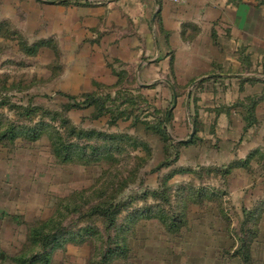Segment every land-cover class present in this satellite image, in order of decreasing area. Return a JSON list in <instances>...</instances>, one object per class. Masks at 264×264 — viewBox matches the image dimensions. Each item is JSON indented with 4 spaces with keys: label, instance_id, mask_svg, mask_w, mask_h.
I'll return each mask as SVG.
<instances>
[{
    "label": "rangeland",
    "instance_id": "374dc122",
    "mask_svg": "<svg viewBox=\"0 0 264 264\" xmlns=\"http://www.w3.org/2000/svg\"><path fill=\"white\" fill-rule=\"evenodd\" d=\"M13 22L0 35V133L14 132L12 139L0 141V252L6 257L5 264H19L17 258L42 254L40 247L30 243L29 234L50 219L62 231L73 233L93 224L112 243L116 232L105 231L102 217L88 219L92 206L105 203L104 194L128 204V210L118 217L120 225L128 211L158 205L166 220L179 216L177 223H186L197 215L218 213L233 236L237 237V230L241 235L245 230L257 235L264 214V148L250 154L252 146L238 140L227 149L220 140L217 159V142L208 145L198 136L193 144L188 143L211 125L191 104V97H197L204 87L214 89L213 83L197 87L201 82L175 83L177 78L167 71L156 78L154 72L145 71L144 78L155 81L143 88L138 61L124 70L116 66L122 72L115 71L116 77L110 75L112 81L102 86L94 81L95 71L102 68H94L91 53L73 50L77 38L32 35L34 30L20 25L24 22ZM154 31L168 40L162 26ZM193 35L183 38L190 40ZM41 41L45 46L35 47ZM30 46L32 52L26 50ZM151 58L145 56L141 61ZM156 58L164 60L163 55ZM166 81H171L177 97L168 124L173 97ZM222 89L220 85L226 101ZM85 93L97 95L98 106H85ZM229 99L228 103H235L232 95ZM243 102L245 106L250 103L247 98ZM157 123L163 124L162 139L155 131ZM192 127L195 133L190 139ZM257 133L244 132L242 139L247 142ZM65 146L70 147L68 152L61 148ZM238 152L243 158L230 159ZM66 157L72 160H63ZM165 159L171 164L160 167ZM199 189L215 196H195ZM153 191L158 193L152 195ZM193 199L203 205L192 211ZM214 206L219 212L212 213ZM8 213L17 218L10 222ZM232 221H237L233 228ZM65 239L45 264L56 263L53 257L67 252L89 254L87 263L95 264L101 257L98 253L109 247L96 238L84 237L82 244Z\"/></svg>",
    "mask_w": 264,
    "mask_h": 264
},
{
    "label": "crops",
    "instance_id": "0c3cea01",
    "mask_svg": "<svg viewBox=\"0 0 264 264\" xmlns=\"http://www.w3.org/2000/svg\"><path fill=\"white\" fill-rule=\"evenodd\" d=\"M14 20L34 30L32 35L77 38L73 50L91 53L94 68L104 69H95L94 76V81L102 86L112 81L110 75L116 77V66L121 65L118 69L124 70L138 61L143 88L166 71L177 78L175 83L182 84L216 78L201 81V85L213 83L214 89L204 87L197 97H191V104L213 124L209 130L204 128V135H198L202 132L198 131L196 137L201 136L208 145L217 142V159H220V140L227 149L238 140L252 146L250 152L264 148V99L256 104L252 112L254 119L247 128L244 110L228 103L230 95L236 103L264 94V3L261 0H185L181 4L170 0H0V23L12 24ZM157 25L166 31L168 40L155 34ZM191 32L193 38H183ZM149 55L151 60L141 61ZM159 55L164 60L157 59ZM145 71L155 73L153 80L144 78ZM230 84L234 85L229 88ZM230 89L232 93L228 94ZM256 130L258 135L251 136L249 143L242 139L244 132ZM241 158L239 152L230 155V159ZM195 206L190 209L193 211ZM210 208L212 213L219 212L216 206ZM8 214L10 222L17 218ZM236 225L237 221H232L231 228ZM227 229L218 213L197 215L186 223H177L173 231L156 219L138 220L123 235L126 252L119 256L109 254L103 263L100 257L95 264H264V214L257 235L251 236L247 230L241 235L237 230L235 237ZM90 257L67 252L53 257L56 263L52 264H89ZM5 258L0 252V264Z\"/></svg>",
    "mask_w": 264,
    "mask_h": 264
},
{
    "label": "trees",
    "instance_id": "16d2710c",
    "mask_svg": "<svg viewBox=\"0 0 264 264\" xmlns=\"http://www.w3.org/2000/svg\"><path fill=\"white\" fill-rule=\"evenodd\" d=\"M262 3H264V0H261ZM9 27L8 22H1L0 23V35H4V31L5 28ZM46 42L41 41L40 43L36 44L35 47H43L45 46ZM26 50H28L29 52H32L34 50V47L30 46L28 49L26 48ZM215 80L216 78L214 77H210L208 79L203 80V82L209 81V80ZM202 82V83H203ZM202 83H200L197 87H199ZM249 105L245 106V103L242 101L236 102L233 104V107H240L242 110H244L245 116H244V120L246 121V128L247 126L251 125L252 120L254 119L253 117V110L256 106V104L264 99V94L261 95L260 97H247ZM96 101H98L97 99V95L91 94V93H86L83 95V104L85 106H91V105H96ZM102 104V103H100ZM75 106H78L77 103L74 104ZM99 108V107H98ZM98 111H101V109H96ZM145 125V124H144ZM163 125V124H162ZM160 123H157V130H155L160 136V138L162 139L161 133H163L162 135L164 136V128L161 129L162 126ZM146 127H148L147 125H145ZM149 128V127H148ZM153 128V127H152ZM2 132V131H1ZM29 133V138H31V131H28ZM93 134V132H92ZM88 136H90V133L87 134ZM14 137V132H10L9 131H5L0 133V141L4 140V139H12ZM197 137L195 136L193 141H189V144H193L194 140ZM168 141V139H167ZM188 143H181L182 146H186ZM180 145V146H181ZM61 148H65V150H67L70 147H61ZM255 152H258L257 150L252 151L250 154H255ZM167 155V152L165 153ZM249 154V155H250ZM63 160H72V159H63ZM171 164V161L169 159H165L164 162H162L159 166L160 167H168ZM172 174H170L168 176V178H171ZM125 191L122 190L119 194H123ZM156 193H158L157 191H153L152 195H156ZM195 196H202V197H208V196H215L212 193H209L208 191L204 190V189H199V191L196 193H194ZM104 197L106 199L105 203L103 205H96V206H92L90 208L89 211V216L88 219H96L97 216L98 217H102L103 219V224L105 226V231L108 233L109 231L113 230L114 232H116V234H114V236L116 237V240H113L112 243H109L106 241V238L103 237L101 233H99L92 225L93 224H89V226H86L84 228H82L80 231H76V233L73 232H67V231H62V227H60V224H55V219H50L45 223H42L40 226L33 228L29 234V241L31 244L38 246L41 248L42 250V254H38V255H34L33 257L29 258V259H24V258H17L16 262H18L19 264H36L38 262H42V263H46L48 256L50 255L51 252H53L56 248L60 247L62 245V242H64L63 238H66V241H70V242H75L78 240L79 243L83 242V238L84 237H89V238H96L97 240L103 242V243H108L109 247L107 249H102L100 251L101 254V262H105L109 257V254H117V256H119L122 252H126L127 248L125 245V239L124 236L126 231L131 230L132 226L135 224V222H137L138 220L141 219H156L158 220L164 227H166V229L168 231H173L174 228L177 226L175 223L177 222H181L179 221L180 217L178 216L177 219H174L172 217V219H164L163 217H161L160 210L158 205H149L146 207H143L142 209H137L136 211H134L132 213V211H128L126 218L124 219L123 223L120 225V223H118V217L121 214V212L128 210V204L127 203H122L121 200L120 201H115V198L111 195V196H106L104 194ZM117 197V195L115 196ZM198 201V199H196ZM196 200L193 199V201H191V205H201L198 204V202L196 203ZM120 202V203H119ZM120 232V236L118 235V233ZM109 238V237H108ZM105 239V241H103ZM114 246V247H111ZM119 253V254H118ZM108 257V258H107Z\"/></svg>",
    "mask_w": 264,
    "mask_h": 264
},
{
    "label": "water",
    "instance_id": "95a60500",
    "mask_svg": "<svg viewBox=\"0 0 264 264\" xmlns=\"http://www.w3.org/2000/svg\"><path fill=\"white\" fill-rule=\"evenodd\" d=\"M155 61V60H154ZM203 79H199L198 81H196L195 83H194V85H196V84H198V83H200L201 81H202ZM168 84V86L171 88V91H172V107L168 110V112H167V117H166V122H165V124H168V122H169V118H170V115H171V112H172V110H173V108H174V106H175V104H176V101H177V97H176V93H175V90H174V88H173V86L170 84V83H167ZM189 97H190V93H188L187 94V100L189 99ZM194 133H195V129H194V127H192V131H191V134H190V136H189V138L190 139H192V137L194 136ZM179 142H185L184 140H180Z\"/></svg>",
    "mask_w": 264,
    "mask_h": 264
},
{
    "label": "built area",
    "instance_id": "2783aa9c",
    "mask_svg": "<svg viewBox=\"0 0 264 264\" xmlns=\"http://www.w3.org/2000/svg\"><path fill=\"white\" fill-rule=\"evenodd\" d=\"M173 4H181L183 3L185 0H170Z\"/></svg>",
    "mask_w": 264,
    "mask_h": 264
}]
</instances>
